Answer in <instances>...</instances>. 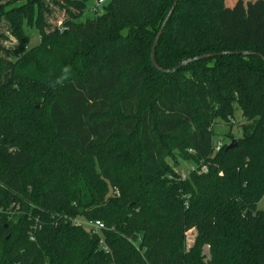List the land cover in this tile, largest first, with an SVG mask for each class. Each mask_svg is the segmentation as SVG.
I'll return each mask as SVG.
<instances>
[{
  "label": "trees",
  "instance_id": "obj_1",
  "mask_svg": "<svg viewBox=\"0 0 264 264\" xmlns=\"http://www.w3.org/2000/svg\"><path fill=\"white\" fill-rule=\"evenodd\" d=\"M89 1L0 8V264H264V60L227 54L161 74L150 47L175 0H111L80 22ZM227 1L179 0L157 65L264 57V0L237 37ZM236 108L238 146L214 152L213 126L233 128ZM175 150L196 165L184 180Z\"/></svg>",
  "mask_w": 264,
  "mask_h": 264
},
{
  "label": "rangeland",
  "instance_id": "obj_2",
  "mask_svg": "<svg viewBox=\"0 0 264 264\" xmlns=\"http://www.w3.org/2000/svg\"><path fill=\"white\" fill-rule=\"evenodd\" d=\"M93 1L90 0L88 2L87 8L80 18V22H85L86 19H91L94 15L91 11L93 6ZM111 1V0H110ZM263 0H228L227 8L225 10V15L223 16V21L225 24H230V29L226 26V34L229 31H232L234 37L237 36H247L250 31H252V27L254 26V22H251L249 15L253 16V12L257 9V7L262 3ZM23 2H11L7 3L5 6V10H10L12 8L18 7ZM52 18H50V24L54 27V25H61L64 20V12L60 11L57 7H53ZM4 35L8 37V40L4 43L6 48H12L16 45V40L12 38L8 33L3 29ZM24 32L26 36H28V47L32 48L39 44L40 37L37 34L35 28H31L28 26H24ZM263 32L260 30V33ZM259 34V32H258ZM244 124V121L241 117V111L236 108L235 115L233 119V128L228 127L226 124L221 122L217 123L213 126L212 132L214 133L213 139L215 141H219L226 145V147L230 144L233 139H237L240 137L241 128L240 126ZM238 140V139H237ZM170 166L173 168L174 172H176L183 180L189 176L190 173L194 172L196 169V165L193 161H191L187 156L178 152L177 150L172 151V155L167 159ZM200 172L207 173L206 166H202L199 170ZM258 211H264V196L262 197V201L257 206ZM84 226L85 221L81 219H77ZM86 229L87 227L84 226ZM186 248L188 249L194 243L195 237L197 233L195 229H191L186 233ZM203 254L206 260L209 259V249L207 247L203 248Z\"/></svg>",
  "mask_w": 264,
  "mask_h": 264
},
{
  "label": "water",
  "instance_id": "obj_3",
  "mask_svg": "<svg viewBox=\"0 0 264 264\" xmlns=\"http://www.w3.org/2000/svg\"><path fill=\"white\" fill-rule=\"evenodd\" d=\"M20 1H23V0H2L0 1V8L3 7L4 5H7V3H11V2H20ZM179 0H175L171 6V8L169 9L168 13L166 14V18L164 19L162 25L160 26L159 30L157 31V35L151 45V50H150V55H149V58H150V63L152 65V67L158 71L159 73L161 74H175L177 72L180 71V69H182L183 67L189 65V64H193V63H196V61H201V60H208V59H211L215 56H225L227 54H230V55H237V56H256V57H260L262 60H264V57L261 55V54H257L255 52H251V51H242V52H227V53H211V54H206V55H201V56H196V58H193V59H188V60H185L183 61L182 63H180V65H178L177 67L175 68H172V69H161L157 63L155 62V52H156V47L158 45V42L160 40V38L162 37L163 35V31H164V28L166 27L167 23L169 22V20L172 18V14L175 10V7L177 6ZM238 146V140L237 139H233L230 144L225 148V152H229L230 150L232 149H235L237 148Z\"/></svg>",
  "mask_w": 264,
  "mask_h": 264
},
{
  "label": "built area",
  "instance_id": "obj_4",
  "mask_svg": "<svg viewBox=\"0 0 264 264\" xmlns=\"http://www.w3.org/2000/svg\"><path fill=\"white\" fill-rule=\"evenodd\" d=\"M109 1L110 0H94L93 6L91 8L93 15L94 16L101 15L104 6H106L109 3ZM223 146H224L223 143L214 140L213 151L218 152ZM75 224L83 226L82 223L78 220H76ZM84 226L87 227V230L90 232L91 235L92 234L99 235L100 231L104 228L103 223L99 221L91 222V223L85 222ZM100 243L104 244L102 239L100 240ZM104 250L107 251V248L105 246H104Z\"/></svg>",
  "mask_w": 264,
  "mask_h": 264
}]
</instances>
